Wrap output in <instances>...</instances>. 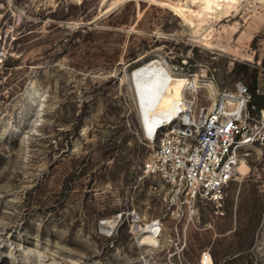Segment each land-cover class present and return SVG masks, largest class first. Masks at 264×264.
I'll use <instances>...</instances> for the list:
<instances>
[{"label":"rangeland","instance_id":"rangeland-1","mask_svg":"<svg viewBox=\"0 0 264 264\" xmlns=\"http://www.w3.org/2000/svg\"><path fill=\"white\" fill-rule=\"evenodd\" d=\"M1 52L0 264H264V144L240 151L222 209L170 207L129 77L162 60L198 80L197 110L255 84L260 117L264 0H0Z\"/></svg>","mask_w":264,"mask_h":264},{"label":"built area","instance_id":"built-area-1","mask_svg":"<svg viewBox=\"0 0 264 264\" xmlns=\"http://www.w3.org/2000/svg\"><path fill=\"white\" fill-rule=\"evenodd\" d=\"M5 58L1 52V66ZM252 98L242 82L236 83L234 91L220 92L211 108L197 110L193 100L185 97L188 109L158 128V143L143 171L169 188L170 207L208 202L223 208L226 189L241 162L240 151L264 144V113L255 117L250 112ZM130 215L136 222L141 219L136 210Z\"/></svg>","mask_w":264,"mask_h":264},{"label":"bare ground","instance_id":"bare-ground-1","mask_svg":"<svg viewBox=\"0 0 264 264\" xmlns=\"http://www.w3.org/2000/svg\"><path fill=\"white\" fill-rule=\"evenodd\" d=\"M169 69L162 60L151 59L129 75L134 82L142 122L151 139L155 138L158 128L164 122L176 118L180 110L188 109L189 106L184 102L185 90L198 87L195 77L190 79L188 75L173 74ZM209 87L213 90L211 84ZM241 169L242 166H239L238 172H242ZM136 229L140 232L141 244L159 242L160 229L157 223L138 226ZM206 260L208 264L212 263L210 257Z\"/></svg>","mask_w":264,"mask_h":264},{"label":"trees","instance_id":"trees-1","mask_svg":"<svg viewBox=\"0 0 264 264\" xmlns=\"http://www.w3.org/2000/svg\"><path fill=\"white\" fill-rule=\"evenodd\" d=\"M238 67H239V65L237 63H235L234 71L236 73H238V74H241L240 73L241 70H238ZM260 69L264 70V58L262 60L261 66L260 67L256 66L255 72L257 73L258 70H260ZM247 73H248V67H246V65H245V72H244V74H247ZM251 89H252V92L255 93L256 85L255 84L251 85ZM212 258H213L214 262H216V256L214 254H212ZM216 264H217V262H216Z\"/></svg>","mask_w":264,"mask_h":264},{"label":"crops","instance_id":"crops-1","mask_svg":"<svg viewBox=\"0 0 264 264\" xmlns=\"http://www.w3.org/2000/svg\"><path fill=\"white\" fill-rule=\"evenodd\" d=\"M161 184V183H160ZM163 187H165V186H163Z\"/></svg>","mask_w":264,"mask_h":264}]
</instances>
